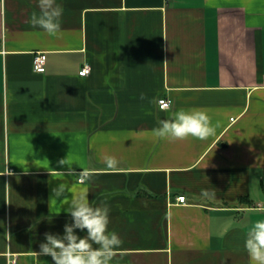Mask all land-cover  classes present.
Segmentation results:
<instances>
[{
	"label": "crops",
	"instance_id": "1",
	"mask_svg": "<svg viewBox=\"0 0 264 264\" xmlns=\"http://www.w3.org/2000/svg\"><path fill=\"white\" fill-rule=\"evenodd\" d=\"M56 3L50 36L29 23L38 0H0V172L13 173L0 176V264H54L33 253L72 223L51 200L75 180L55 174L61 159L96 172L89 202L109 208L123 241L112 264H251L246 233L264 217V0ZM181 109L205 111L215 134L154 137Z\"/></svg>",
	"mask_w": 264,
	"mask_h": 264
},
{
	"label": "clouds",
	"instance_id": "2",
	"mask_svg": "<svg viewBox=\"0 0 264 264\" xmlns=\"http://www.w3.org/2000/svg\"><path fill=\"white\" fill-rule=\"evenodd\" d=\"M39 14L33 13L29 23L33 27L43 29L48 35L56 36L61 31L60 19L63 9L56 0H38ZM165 39V38H164ZM166 62V61H165ZM110 75L105 77V84L109 85ZM143 100L144 94L140 96ZM163 110H168L170 104L162 105ZM160 127L154 128L152 134L159 139L185 140L193 137L206 140L215 134V127L211 123L208 114L203 110H178L170 119L159 121ZM103 162L106 171H115L119 161L114 156H105ZM59 165H67L66 172L54 171L60 177H74V183L81 187L73 190L72 184L65 181L51 189L53 201H61L68 207L65 209L72 223L64 225V234L45 233V242L39 245V251L35 256H50L54 264H112V261L120 253L123 241L116 232H109V208L107 206H92L88 199V182L96 174L95 170L81 167L83 170L77 173L67 159H61ZM51 175L53 173H50ZM12 176L13 173L5 167L0 176ZM63 180V179H60ZM7 185V184H6ZM70 194V195H69ZM202 197L212 199L215 192L203 190ZM258 213L264 214V205L257 207ZM79 232H86L80 236ZM244 247L248 253L251 264H264V217L256 219L248 232Z\"/></svg>",
	"mask_w": 264,
	"mask_h": 264
},
{
	"label": "built area",
	"instance_id": "3",
	"mask_svg": "<svg viewBox=\"0 0 264 264\" xmlns=\"http://www.w3.org/2000/svg\"><path fill=\"white\" fill-rule=\"evenodd\" d=\"M45 60H46V54L43 51H37L32 60L33 69L37 72H43L45 70ZM90 71V66L88 64H85L79 71L80 75H86ZM170 104V107L172 106V99L169 97H159L157 99V105L160 109H162V105H168ZM176 200L179 203H185V197L183 195L176 196ZM260 205H264V202L259 203L256 205V208Z\"/></svg>",
	"mask_w": 264,
	"mask_h": 264
}]
</instances>
